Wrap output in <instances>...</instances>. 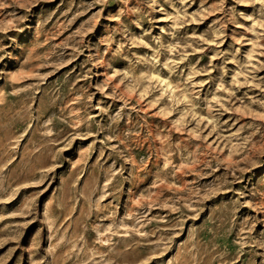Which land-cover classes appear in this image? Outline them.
I'll list each match as a JSON object with an SVG mask.
<instances>
[{
    "label": "rangeland",
    "instance_id": "obj_1",
    "mask_svg": "<svg viewBox=\"0 0 264 264\" xmlns=\"http://www.w3.org/2000/svg\"><path fill=\"white\" fill-rule=\"evenodd\" d=\"M0 264H264V0H0Z\"/></svg>",
    "mask_w": 264,
    "mask_h": 264
}]
</instances>
